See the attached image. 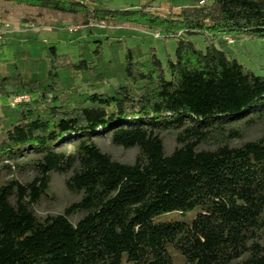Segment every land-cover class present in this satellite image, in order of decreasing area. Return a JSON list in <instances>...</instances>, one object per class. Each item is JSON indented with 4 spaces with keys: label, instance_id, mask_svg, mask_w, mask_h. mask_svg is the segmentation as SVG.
<instances>
[{
    "label": "trees",
    "instance_id": "1",
    "mask_svg": "<svg viewBox=\"0 0 264 264\" xmlns=\"http://www.w3.org/2000/svg\"><path fill=\"white\" fill-rule=\"evenodd\" d=\"M1 1L87 26L130 23L177 48L165 66L154 48L145 56L93 36L75 55L46 45L2 65L0 264H176V255L182 264H264V134L231 144L241 124L264 119V76L226 40L264 39V0H191L168 15L151 10L154 0L124 10ZM24 94L30 100L13 106ZM166 134L175 136L171 152ZM106 136L137 149L135 161L103 151L97 139ZM55 175L77 200L42 216ZM196 209L190 223L154 221Z\"/></svg>",
    "mask_w": 264,
    "mask_h": 264
},
{
    "label": "rangeland",
    "instance_id": "2",
    "mask_svg": "<svg viewBox=\"0 0 264 264\" xmlns=\"http://www.w3.org/2000/svg\"><path fill=\"white\" fill-rule=\"evenodd\" d=\"M96 5L112 10H124L126 8L141 7L150 0H91ZM192 5L191 0H154L152 11L161 15H168L179 11L183 7ZM0 70L2 65L13 59L14 53L26 50L31 55L37 57L42 54V49L46 45L57 46L59 52L75 55L78 51L76 43L90 40L93 36L113 40H122L124 45L136 48V52H142L145 56L150 48L156 50L158 58L166 66L168 55L175 57L177 39L165 38L157 31L133 26L130 23L116 24L92 21L87 25L75 23L71 17L54 14L51 12H40L33 8L16 5L0 0ZM92 31V32H91ZM91 32V34H90ZM228 50L231 55L242 63L246 68L258 75L264 76V39L243 38L236 40L227 38ZM199 49H204L205 45L200 37L193 38ZM76 44V45H75ZM20 95L14 96V99ZM7 101V100H6ZM0 98V106L6 102ZM241 137L231 141L237 145L243 141L255 139L264 134V119L257 121L253 126L241 124ZM165 146L168 152L176 147V140L173 134L164 136ZM98 145L105 152L110 153L114 158L133 163L138 154L137 149H123L114 146L109 136L97 139ZM74 146L63 147L64 151L73 152ZM54 200L43 202L38 208L42 216L61 213L77 197L70 194L64 184V178L55 175L52 183ZM198 210L186 212L165 213L155 218L156 223L185 222L190 223L197 215ZM76 219V218H75ZM175 252L172 251V255ZM176 264H182V257L176 255Z\"/></svg>",
    "mask_w": 264,
    "mask_h": 264
},
{
    "label": "built area",
    "instance_id": "3",
    "mask_svg": "<svg viewBox=\"0 0 264 264\" xmlns=\"http://www.w3.org/2000/svg\"><path fill=\"white\" fill-rule=\"evenodd\" d=\"M0 39H1V30H0ZM29 100H30V96L27 95V94H24V95H20V96L16 97V98L14 99L13 104L15 103V105H18V104H20V103H22V102H27V101H29ZM15 105H14V106H15Z\"/></svg>",
    "mask_w": 264,
    "mask_h": 264
}]
</instances>
